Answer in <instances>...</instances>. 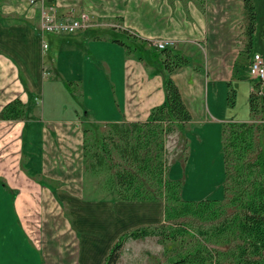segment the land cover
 Masks as SVG:
<instances>
[{
  "label": "crops",
  "instance_id": "1",
  "mask_svg": "<svg viewBox=\"0 0 264 264\" xmlns=\"http://www.w3.org/2000/svg\"><path fill=\"white\" fill-rule=\"evenodd\" d=\"M52 3L62 21L87 12L90 27L46 31L43 10ZM247 21L244 0L0 1V111L16 98L28 110L21 119L0 120V249L11 246L21 256L8 261L0 252V264H83L77 224L101 205L86 199L88 136L80 108L106 129L110 122L144 121L165 100L164 77L154 66L95 34L130 29L190 57L192 64L172 77L193 118L185 129L201 137L228 122L218 100L229 82L233 88L245 77L239 59ZM66 82L75 83L71 90ZM57 105L59 115L52 111ZM118 232L107 233L104 247Z\"/></svg>",
  "mask_w": 264,
  "mask_h": 264
},
{
  "label": "trees",
  "instance_id": "2",
  "mask_svg": "<svg viewBox=\"0 0 264 264\" xmlns=\"http://www.w3.org/2000/svg\"><path fill=\"white\" fill-rule=\"evenodd\" d=\"M244 7L248 14V21L244 25L248 38L243 50L245 54L250 53L252 48L256 12L253 0H244ZM121 30L122 36L95 34L93 37L118 43L125 47L128 55H136L139 60H146L154 66L164 77L165 100L153 108L144 121L107 123L101 136L102 148L93 153V162L86 163V170L95 175L101 168L112 169L108 161L112 159L113 151H116L125 165L110 176L108 190L117 193L116 200H153L163 197L166 202L165 222L137 228L122 235L104 264H117L129 239L156 237L159 242L186 240L191 230L179 219L188 216L213 221L211 228L200 233L228 243L230 247L227 251H220L198 246L171 264H213L215 261L220 262L222 257H228L231 264H264V141L261 139L264 137V83L257 81L250 93L249 105L255 120H231L223 124V185L224 190L231 195L230 202L225 204L219 199H185L181 196L182 179L167 177L169 160L165 141L168 135L182 131L193 119L172 77L177 68L192 64V59L173 45L160 49L154 40L143 38L130 29ZM73 84L66 82L65 86L71 90ZM234 95L235 90L230 88L228 99L231 100ZM27 111L26 103L16 98L0 111V120L21 119ZM82 111L84 115L90 116L86 108L83 107ZM91 122L96 124L95 120ZM88 131L89 128L85 127V136ZM87 144L85 140L86 158ZM229 205L234 208L232 212L227 211Z\"/></svg>",
  "mask_w": 264,
  "mask_h": 264
},
{
  "label": "rangeland",
  "instance_id": "3",
  "mask_svg": "<svg viewBox=\"0 0 264 264\" xmlns=\"http://www.w3.org/2000/svg\"><path fill=\"white\" fill-rule=\"evenodd\" d=\"M253 2L256 12V31L252 37V50L250 53L243 54V57L239 59V65H243L246 72L245 77L232 86L235 89V95L231 100L228 99L229 86L218 100L219 115L228 121L252 122L256 118L252 116L249 99L257 80L250 75L247 65L250 55L255 52H260L264 57V0H253ZM247 40L246 37L242 38L243 47ZM46 97L43 94V101H40L41 107L45 106ZM80 109L81 118L86 119L83 124L89 128V133H87L88 164L93 162V153L98 148H102L101 136L106 129L105 127L101 129L98 124L92 123L91 116L84 115L82 108ZM52 111L55 115H59L62 112L61 105H57ZM222 124V121L219 124H213L201 137L189 136L185 128L167 136L165 141L166 156L169 160L167 177L182 179L181 196L183 198L198 201L219 199L225 204L230 202L231 195L224 190L223 185L225 165L222 153ZM261 139L264 141V137ZM108 164L113 168L108 170L101 168L95 175L90 170L87 172L89 193L86 199L97 200L96 202L101 206L89 212L77 224V236L81 241L84 254L83 264H104L110 250L124 232L128 233L137 228L165 222L166 202L163 197H156L153 200H136L138 202L135 203L113 201L117 193L108 190L109 179L116 169L124 167L125 163L118 153L113 151L112 159L108 161ZM233 210L234 208L230 205L227 207L228 212ZM179 222H185L191 230L186 240L159 242L156 237L129 239L117 264H171L198 246L220 251L229 249L228 243L219 242V239L208 238L200 233L211 228L213 221L188 216L179 219ZM113 227H119V232L104 247L105 242L102 241L106 239L107 233ZM0 252L8 261L16 260L17 257L21 258L17 256L19 252L17 253V250L11 246L2 247ZM62 261V264H68ZM231 262L228 257H222L220 262L215 261L213 264H231Z\"/></svg>",
  "mask_w": 264,
  "mask_h": 264
},
{
  "label": "built area",
  "instance_id": "4",
  "mask_svg": "<svg viewBox=\"0 0 264 264\" xmlns=\"http://www.w3.org/2000/svg\"><path fill=\"white\" fill-rule=\"evenodd\" d=\"M36 2L37 0H30ZM91 18L87 12H81L78 18L72 21H62L58 18L55 10V5L49 4L44 8L42 15V25L46 31L55 33L74 32L81 29H86L91 25ZM158 48L163 49L166 46L172 45L166 40H155ZM250 75L258 82L264 83V57L261 53L255 52L249 64Z\"/></svg>",
  "mask_w": 264,
  "mask_h": 264
}]
</instances>
